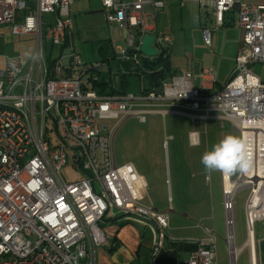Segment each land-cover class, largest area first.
I'll use <instances>...</instances> for the list:
<instances>
[{
	"label": "built area",
	"instance_id": "obj_1",
	"mask_svg": "<svg viewBox=\"0 0 264 264\" xmlns=\"http://www.w3.org/2000/svg\"><path fill=\"white\" fill-rule=\"evenodd\" d=\"M74 1L0 0V28L33 43L30 56L11 57L0 70V264H96L97 250L111 241L104 228L111 222L109 213L143 218L163 237L168 213L146 205L145 178L133 165L117 164L114 145L126 120L147 123L156 115L188 117L193 124L228 121L248 139L251 170L236 178L221 174L225 245L232 259L238 247L234 195L248 189L247 239L241 248L247 249L249 264H258L256 224L264 223V80L253 67L264 64V2L196 0L206 20H213L203 30L207 46L213 44V32L232 21L238 39L224 44L217 67L166 78L164 62L156 60L170 59L174 40L159 34L156 16L150 21L146 13L148 6L162 10L165 0H97L107 25L124 29L126 48L111 42L132 75L146 80L155 68L163 74L159 86L105 93L88 81L93 65L75 48L66 53ZM146 35L155 37L156 56L140 51ZM112 121L116 124L110 128ZM188 141L200 145V132L194 128ZM69 158L79 174L72 181L61 175ZM225 182H233L232 187ZM217 256V237L211 234L178 264H218Z\"/></svg>",
	"mask_w": 264,
	"mask_h": 264
},
{
	"label": "crops",
	"instance_id": "obj_2",
	"mask_svg": "<svg viewBox=\"0 0 264 264\" xmlns=\"http://www.w3.org/2000/svg\"><path fill=\"white\" fill-rule=\"evenodd\" d=\"M260 2H264V0H258L257 3ZM199 9L196 0H165V7L160 11H156L150 6L146 7V13L151 19L150 21L156 16L153 22L157 32L159 34H170L174 40L169 59L171 70L165 69L164 77L166 78L173 73L191 71L198 74L204 68L217 67L224 44L236 42L238 39V30L232 21L214 31L213 39L215 37V42L213 40L212 46H207L204 42L203 30L205 27H212L213 20H206L205 14L203 18ZM85 63L94 67L88 81L96 89L105 93L127 92L125 89H127L131 77L134 76L131 73L129 64L124 63L125 66L123 67L113 68L111 63H93L90 61H85ZM156 71H158L157 68H155ZM94 75L98 77L96 84L92 83ZM101 84L106 86L105 89L100 86ZM152 85L147 78L140 85H137L135 91L132 92L150 88ZM200 145L192 146L188 144L184 172L179 168L180 163L177 159L178 155L182 154V147L177 148L176 150L180 151L175 152L176 164L173 175L170 173L171 168L168 164L169 186L171 187L173 177L176 199L172 201L168 210L154 207L158 211L169 215V228L161 238L157 250L156 233L144 222L132 219L111 221L104 228L115 242L110 247L97 250L96 264H178L190 258L191 254L197 249L199 239L208 238L213 234L217 237V246L218 242L225 243L226 236L220 233L217 225L209 226L205 224L210 219L207 188H209V184L212 183L213 179L212 176H210L209 181L206 179L208 172L201 163L202 154L198 150L201 147ZM136 170L143 175L146 181L145 174L137 168ZM157 172H162V168L158 166ZM156 173L153 178L159 181ZM147 198H149V195H147ZM171 198L172 196L170 201ZM115 243L118 246L115 250H112ZM259 247H262L260 249L264 252V246L260 244V241L257 244L258 264H264V257L261 261Z\"/></svg>",
	"mask_w": 264,
	"mask_h": 264
},
{
	"label": "rangeland",
	"instance_id": "obj_3",
	"mask_svg": "<svg viewBox=\"0 0 264 264\" xmlns=\"http://www.w3.org/2000/svg\"><path fill=\"white\" fill-rule=\"evenodd\" d=\"M246 1L251 3L258 2V0ZM200 11L204 18V11ZM71 13L74 20V31L66 53L71 52L75 48L84 61L111 63L113 68L125 66L118 59L111 42L114 39L115 47L126 48L124 29L115 26L112 29L107 25L104 10L98 1L75 0L71 6ZM44 17L45 21L52 20L51 16ZM212 40L215 42V37ZM32 51L33 43L30 39L16 38L8 32V29L0 28V70L7 66L9 58L16 56L28 57ZM253 72L262 76L264 80V64L254 65ZM142 81L140 78L132 76L125 91H135V87L140 85ZM115 124V121L109 122V127L113 128ZM193 125L200 132L201 147L198 150L201 151L202 155L205 151L211 150L212 146L226 135L240 136L239 132L233 130L232 124L228 121L196 120L193 124L190 118L177 115H168L165 118L161 115L151 116L147 123H141L136 117H131L118 128L114 144L117 164H131L145 174V183L149 188V198L146 199V205L157 207L161 210H168L172 201L176 199L173 177V185L169 186L166 169L167 160L171 168L170 173L173 175L176 164L175 152L180 151L176 149L182 147V154H179L177 159L180 163L179 168L184 172L186 169L187 146L189 144L188 134L193 129ZM158 166L162 168V172L156 173ZM155 173L159 181L153 178ZM61 175L68 181L79 178V174L73 166L72 158H69L67 165L61 171ZM160 175L162 176L161 178ZM237 175L238 173L232 175V177L236 178ZM210 176L213 179L212 183L210 182L209 184V188H207L210 219L205 224L209 226L217 225L220 233L226 236L227 230L225 212L222 205L223 195L220 172H208L207 177ZM248 193V189H242L234 195V219L238 247L233 250L231 255L239 256L237 264H249L248 251L246 248H241L247 239L245 203ZM171 196L172 200L170 201ZM256 237L260 244L264 246V243H261L264 242L263 222H257L256 224ZM114 242L111 237L108 247L112 246ZM260 248L262 247H259L262 261L264 252ZM217 253L219 264L232 263V259H229L230 255L226 251L225 243L218 242Z\"/></svg>",
	"mask_w": 264,
	"mask_h": 264
},
{
	"label": "clouds",
	"instance_id": "obj_4",
	"mask_svg": "<svg viewBox=\"0 0 264 264\" xmlns=\"http://www.w3.org/2000/svg\"><path fill=\"white\" fill-rule=\"evenodd\" d=\"M201 163L207 172H220L225 177L251 170V150L247 138L226 135L211 150L205 151Z\"/></svg>",
	"mask_w": 264,
	"mask_h": 264
},
{
	"label": "water",
	"instance_id": "obj_5",
	"mask_svg": "<svg viewBox=\"0 0 264 264\" xmlns=\"http://www.w3.org/2000/svg\"><path fill=\"white\" fill-rule=\"evenodd\" d=\"M154 41H155V37L148 36V35L144 36L142 38V44L140 46L141 53L148 57L156 56L158 54L157 50L154 47H152V44L154 43ZM108 218L111 221H117L120 219H132V220L144 222L145 224L150 226L156 233V236H157L156 250L158 246L160 245L161 238H162L161 231L154 224L148 222L147 220L140 218L138 216H130V215L113 216L110 213L108 214Z\"/></svg>",
	"mask_w": 264,
	"mask_h": 264
},
{
	"label": "trees",
	"instance_id": "obj_6",
	"mask_svg": "<svg viewBox=\"0 0 264 264\" xmlns=\"http://www.w3.org/2000/svg\"><path fill=\"white\" fill-rule=\"evenodd\" d=\"M158 63H162V62H164V64H165V69H168V70H171V66H170V62H169V60H164V61H162V57H159V58H157V60H156ZM163 74H161V72H158V71H154L152 74H150L147 78L149 79V82L151 83V84H154L155 86H159V82H160V78H161V76H162ZM102 88H104L105 89V85H100ZM118 246V244H116L115 245V247L112 249V250H115L116 249V247Z\"/></svg>",
	"mask_w": 264,
	"mask_h": 264
},
{
	"label": "bare ground",
	"instance_id": "obj_7",
	"mask_svg": "<svg viewBox=\"0 0 264 264\" xmlns=\"http://www.w3.org/2000/svg\"><path fill=\"white\" fill-rule=\"evenodd\" d=\"M225 184H226V186L228 187V188H231L232 187V185H233V182H225ZM231 190V189H230ZM253 240H254V238L252 237V235H251V238H250V245H252L253 244ZM232 242V241H231ZM247 244H249V243H247ZM234 249V246L232 245V247H231V251ZM237 258H238V255H232V262H233V264H236V261H237ZM255 262H256V259H255Z\"/></svg>",
	"mask_w": 264,
	"mask_h": 264
}]
</instances>
